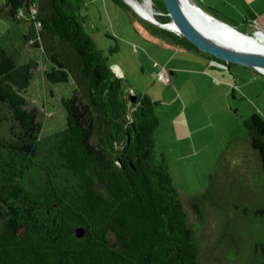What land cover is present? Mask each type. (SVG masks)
<instances>
[{"label": "trees", "instance_id": "16d2710c", "mask_svg": "<svg viewBox=\"0 0 264 264\" xmlns=\"http://www.w3.org/2000/svg\"><path fill=\"white\" fill-rule=\"evenodd\" d=\"M154 4L161 22H172L164 0ZM34 5L24 41L37 39L41 23L40 35L69 44L88 84L85 97L76 89L62 98L65 128L44 136L26 98L38 63H19L0 47V264H198L185 199L156 154L157 102L138 94L132 102L125 73L96 47L83 0H9L7 16L23 22L19 11ZM176 41L199 50L183 36ZM50 63L46 79L69 83L66 62ZM245 125L264 177V118L255 113Z\"/></svg>", "mask_w": 264, "mask_h": 264}, {"label": "rangeland", "instance_id": "374dc122", "mask_svg": "<svg viewBox=\"0 0 264 264\" xmlns=\"http://www.w3.org/2000/svg\"><path fill=\"white\" fill-rule=\"evenodd\" d=\"M200 1L214 22H226L259 41L251 35V25L264 13V0ZM134 7L128 0H83L80 13L111 68L118 66L125 72L132 98L147 95L157 102L156 154L166 157L173 182L185 199L198 264H262L264 253L256 245H264L260 214L264 177L245 123L255 113L264 118V75L238 64L228 63L231 69L215 67L209 54L185 44L180 50L171 48L168 29L150 20L164 19L154 0L150 19ZM26 22L0 15V47L19 63L31 59L38 63L26 98L39 111L46 136L65 128L62 98L76 89L83 96L88 80L68 43L38 31L39 47L32 46L33 40L26 43L22 37L28 32ZM163 38L168 46L160 42ZM53 56L66 62L69 83L54 85L46 79ZM169 67L178 73L174 82L167 83L160 73ZM203 70L209 78L201 74ZM128 107L131 116L132 104Z\"/></svg>", "mask_w": 264, "mask_h": 264}, {"label": "water", "instance_id": "95a60500", "mask_svg": "<svg viewBox=\"0 0 264 264\" xmlns=\"http://www.w3.org/2000/svg\"><path fill=\"white\" fill-rule=\"evenodd\" d=\"M164 2L172 22L161 23L150 19L151 21L162 28L175 31L199 50L216 59L238 64L264 75V51L261 50L259 54L251 53L243 43L253 42L262 48L264 44L244 34L240 28L226 22H214L212 16L204 11L205 5L200 0H164ZM136 101L137 96L133 94L132 102Z\"/></svg>", "mask_w": 264, "mask_h": 264}, {"label": "crops", "instance_id": "0c3cea01", "mask_svg": "<svg viewBox=\"0 0 264 264\" xmlns=\"http://www.w3.org/2000/svg\"><path fill=\"white\" fill-rule=\"evenodd\" d=\"M8 2H9V0H0V15L1 16H3V17H6V19H8L9 20V18H8V16H7V12H8V8H7V4H8ZM256 20H257V22L256 23H254V24H252L251 26L253 27V31H252V36H254V38H256V39H258L259 41H264V13H262V14H260V16L259 17H257L256 16ZM23 22H26V21H23ZM19 23H22V22H19ZM26 24H28L29 25V27H28V32H24L23 34H22V37H23V40H24V36L25 35H29L30 33H31V27H30V23L29 22H26ZM27 28V27H26ZM237 28V27H236ZM166 31H168V30H166ZM167 34H169L170 35V39H172L173 40V43H172V47L171 48H177L178 47V49L180 50V49H183V45L182 44H178V43H176L177 41H176V37L178 36V35H176L175 33H172V32H170V31H168V32H166ZM164 39V41L162 42V41H160L161 43H163L162 45L163 46H168V44L167 43H169V42H166V38H163ZM261 39V40H260ZM166 42V43H165ZM27 43V42H26ZM186 49H188L187 47H186ZM191 50V49H190ZM13 54H14V52H13ZM208 64H209V62H208ZM229 69H231V67H229ZM167 70L169 71V73H170V77L172 78V82H174V80L176 79L175 77H176V75H177V73H178V70L177 69H175L174 67H169V68H167ZM124 72V71H123ZM125 73V72H124ZM257 73V72H256ZM201 74L203 75V76H206V77H208L209 75H206L205 73H204V70H203V72H201ZM258 74V73H257ZM126 75V74H125ZM209 78V77H208ZM236 86V85H235ZM237 87V86H236ZM228 95V94H227Z\"/></svg>", "mask_w": 264, "mask_h": 264}, {"label": "bare ground", "instance_id": "6f19581e", "mask_svg": "<svg viewBox=\"0 0 264 264\" xmlns=\"http://www.w3.org/2000/svg\"><path fill=\"white\" fill-rule=\"evenodd\" d=\"M133 6L136 7L137 11L144 17L151 18L153 17V0H128ZM155 15V14H154ZM173 28H176L174 25H171ZM244 40H246L243 37ZM243 40V41H244ZM243 46L246 45V49H249L251 53L259 54L260 51H264L262 47H259L257 44L253 42H245Z\"/></svg>", "mask_w": 264, "mask_h": 264}, {"label": "built area", "instance_id": "2783aa9c", "mask_svg": "<svg viewBox=\"0 0 264 264\" xmlns=\"http://www.w3.org/2000/svg\"><path fill=\"white\" fill-rule=\"evenodd\" d=\"M38 14V7L36 5L32 6L30 8V14L26 12L25 9H21L18 13V19L19 20H27L28 22H32L36 20V15ZM38 27L36 28V31L39 33V27L41 23H36ZM38 39V37H37ZM37 39L33 40L34 42L37 41ZM160 77L167 83L171 82V78L169 76V71L167 69H163L162 72L160 73Z\"/></svg>", "mask_w": 264, "mask_h": 264}, {"label": "flooded vegetation", "instance_id": "af4514ba", "mask_svg": "<svg viewBox=\"0 0 264 264\" xmlns=\"http://www.w3.org/2000/svg\"><path fill=\"white\" fill-rule=\"evenodd\" d=\"M226 69H229V67L227 66Z\"/></svg>", "mask_w": 264, "mask_h": 264}, {"label": "clouds", "instance_id": "9594fccd", "mask_svg": "<svg viewBox=\"0 0 264 264\" xmlns=\"http://www.w3.org/2000/svg\"><path fill=\"white\" fill-rule=\"evenodd\" d=\"M171 78V77H170ZM171 82H172V78H171Z\"/></svg>", "mask_w": 264, "mask_h": 264}]
</instances>
